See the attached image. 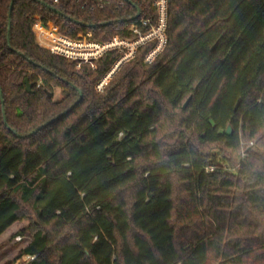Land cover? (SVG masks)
I'll return each mask as SVG.
<instances>
[{
	"label": "trees",
	"instance_id": "trees-1",
	"mask_svg": "<svg viewBox=\"0 0 264 264\" xmlns=\"http://www.w3.org/2000/svg\"><path fill=\"white\" fill-rule=\"evenodd\" d=\"M122 1L0 0V237L29 212L25 264H264V0H170L164 52L99 94L116 53L76 70L32 28L103 42L153 18Z\"/></svg>",
	"mask_w": 264,
	"mask_h": 264
},
{
	"label": "built area",
	"instance_id": "built-area-1",
	"mask_svg": "<svg viewBox=\"0 0 264 264\" xmlns=\"http://www.w3.org/2000/svg\"><path fill=\"white\" fill-rule=\"evenodd\" d=\"M61 0H51L53 5H58ZM82 8L95 12L103 11L106 8L115 6L118 11L125 5L124 1L114 2V0H73ZM115 3V4H114ZM153 18L140 16L131 18L130 23L125 28L126 36L122 37L115 34L107 41H96L88 38H68L55 33L53 28L46 29L40 23L33 25L35 39H38V45L48 50L52 55L59 56L67 63L73 64L79 69L82 65L93 64L110 53H116L118 60L111 71L98 84L97 90L101 91L110 77L116 75V72L127 62L135 59L140 49L152 46L144 58L145 64H152L157 57L165 50L168 45V23L170 0H155L153 3ZM42 31L49 32L56 37V41L46 44L39 42V34ZM40 81L37 88H40Z\"/></svg>",
	"mask_w": 264,
	"mask_h": 264
},
{
	"label": "rangeland",
	"instance_id": "rangeland-1",
	"mask_svg": "<svg viewBox=\"0 0 264 264\" xmlns=\"http://www.w3.org/2000/svg\"><path fill=\"white\" fill-rule=\"evenodd\" d=\"M50 31H51V29H50ZM41 37H42L43 42H45L46 44L53 43L57 39L56 37L51 35L49 32H45V31H42ZM35 40H36V43L38 44V39H35ZM137 56H138V53H137L136 57ZM133 60L125 63L123 66L129 64ZM144 64H145V62H144ZM145 65L149 66L151 64H148V65L145 64ZM83 66H89V67H91L92 70L97 69L96 63L82 65L79 69H77V68H75V69L80 70ZM122 67L116 72V75L122 69ZM116 75L110 77V79H108V81L103 86L102 90L98 91L97 86L103 80V78H101V80H99L98 83L96 84V87H95L96 92L99 94H102L105 91V89L108 87L109 83L114 79V77ZM61 98H62L61 91L59 89H55L54 98H53L54 101H59ZM171 128L172 127H169V129H167V131L170 130ZM171 144H172V139H168L167 141H163L164 146H170ZM241 146H242V149H241V153H240V158H243L244 157V149H246L247 147H252V146H254V144L252 142L248 143V142L244 141V142H242ZM227 166L228 165H225V164L223 165V169L226 171L227 174L230 175V174L235 173L237 171V167H235L234 169H231L230 167H227ZM26 217L28 219L21 220L18 223H15L12 227H10L0 237V264H6L8 262H13V261H16V264H25L26 262L29 261L28 257H22V258L18 257L21 254V252H23V250H25L28 247V245L30 244V242L32 240L31 224L33 223L35 218L32 217V214L29 212H26Z\"/></svg>",
	"mask_w": 264,
	"mask_h": 264
},
{
	"label": "water",
	"instance_id": "water-1",
	"mask_svg": "<svg viewBox=\"0 0 264 264\" xmlns=\"http://www.w3.org/2000/svg\"><path fill=\"white\" fill-rule=\"evenodd\" d=\"M11 13H12V5L10 6V10H9V15H8V19H9V20L11 19ZM139 16H140V10L137 9V15H136L135 19H137ZM9 34H10V28L8 29V35H9ZM25 84H26V90H27V92H30V93H31V92L33 91V85L30 84V83L28 82V80L25 81ZM49 97L52 98V97H53V94H49ZM1 99H2V95H1ZM81 99H82V94L80 93V98H79V100L76 102V104L79 103V102L81 101ZM190 101H191V97H190V98L187 100V102L184 104V109L187 108V106H188V104H189ZM76 104H75V105H76ZM73 107H74V106H73ZM73 107H72V108H73ZM72 108H71V109H72ZM4 120H5V124L7 125L5 114H4ZM50 123H51V122H48L47 124L41 126V127L38 128L34 133H37L38 131H41V130L44 129L46 126H48ZM11 131H12L16 136H18L14 130H11ZM32 134H33V133H32ZM32 134H31V135H32ZM226 135H228V136L231 135V127H228L227 132H226Z\"/></svg>",
	"mask_w": 264,
	"mask_h": 264
}]
</instances>
